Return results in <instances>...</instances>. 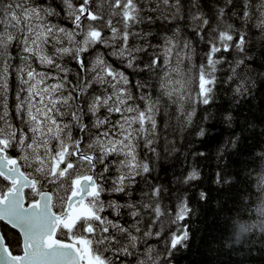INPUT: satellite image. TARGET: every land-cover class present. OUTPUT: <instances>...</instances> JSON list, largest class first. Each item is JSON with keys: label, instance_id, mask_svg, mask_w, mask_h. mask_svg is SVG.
Here are the masks:
<instances>
[{"label": "snow or ice", "instance_id": "1", "mask_svg": "<svg viewBox=\"0 0 264 264\" xmlns=\"http://www.w3.org/2000/svg\"><path fill=\"white\" fill-rule=\"evenodd\" d=\"M253 28L264 40V0H0V221L18 233L0 264H171L189 207L153 181L161 136L175 152L218 74L237 95L264 78Z\"/></svg>", "mask_w": 264, "mask_h": 264}, {"label": "trees", "instance_id": "2", "mask_svg": "<svg viewBox=\"0 0 264 264\" xmlns=\"http://www.w3.org/2000/svg\"><path fill=\"white\" fill-rule=\"evenodd\" d=\"M234 4L242 8L243 0H234ZM258 36V30L251 29V63L264 71V40ZM97 48L104 50L102 45ZM108 59L115 64L111 57ZM200 62L198 46L194 63L198 67ZM225 76L226 72L218 74L219 82L213 86L215 91L208 104L192 105L195 111L189 128L182 134H177L178 129L177 133H169L176 151H164L163 135L159 142L160 156L154 161L153 181L167 187L169 195L165 201L170 202L173 213L175 200L171 193L177 189L187 193L189 207V214L179 222V231L187 226L186 246L178 245L173 250L171 264H264V232L259 230L264 228V78L256 77L246 92L237 95L234 82H223ZM193 88L198 92V79ZM158 119L163 127L162 113ZM202 127L205 134L197 138L195 132ZM10 154L19 155L16 150ZM193 168L198 172L197 178L183 183V177ZM111 195L123 199L119 194ZM102 197L107 200L109 194L103 193ZM237 227H247L251 234L239 245L225 247L224 241L231 239ZM0 231L10 241L18 236L4 224H0ZM169 231H177L176 225L166 229L165 235ZM12 250L19 251L14 243Z\"/></svg>", "mask_w": 264, "mask_h": 264}, {"label": "clouds", "instance_id": "3", "mask_svg": "<svg viewBox=\"0 0 264 264\" xmlns=\"http://www.w3.org/2000/svg\"><path fill=\"white\" fill-rule=\"evenodd\" d=\"M259 230L264 232V228H260ZM250 234H251V230L249 228L237 227L235 232L232 234L231 239L224 241L225 247H231L232 245H239Z\"/></svg>", "mask_w": 264, "mask_h": 264}, {"label": "water", "instance_id": "4", "mask_svg": "<svg viewBox=\"0 0 264 264\" xmlns=\"http://www.w3.org/2000/svg\"><path fill=\"white\" fill-rule=\"evenodd\" d=\"M0 224H4V225H6L7 227H9L10 229H12L11 226L5 224L3 221H0ZM12 230L16 231L15 229H12ZM0 233H1V231H0Z\"/></svg>", "mask_w": 264, "mask_h": 264}, {"label": "flooded vegetation", "instance_id": "5", "mask_svg": "<svg viewBox=\"0 0 264 264\" xmlns=\"http://www.w3.org/2000/svg\"><path fill=\"white\" fill-rule=\"evenodd\" d=\"M65 239H66V237H65Z\"/></svg>", "mask_w": 264, "mask_h": 264}, {"label": "rangeland", "instance_id": "6", "mask_svg": "<svg viewBox=\"0 0 264 264\" xmlns=\"http://www.w3.org/2000/svg\"><path fill=\"white\" fill-rule=\"evenodd\" d=\"M14 150V149H13Z\"/></svg>", "mask_w": 264, "mask_h": 264}]
</instances>
